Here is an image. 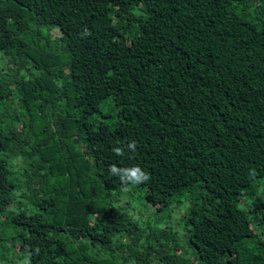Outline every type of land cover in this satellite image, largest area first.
Listing matches in <instances>:
<instances>
[{"label": "trees", "instance_id": "obj_1", "mask_svg": "<svg viewBox=\"0 0 264 264\" xmlns=\"http://www.w3.org/2000/svg\"><path fill=\"white\" fill-rule=\"evenodd\" d=\"M0 57V264H264V0H0Z\"/></svg>", "mask_w": 264, "mask_h": 264}, {"label": "rangeland", "instance_id": "obj_2", "mask_svg": "<svg viewBox=\"0 0 264 264\" xmlns=\"http://www.w3.org/2000/svg\"><path fill=\"white\" fill-rule=\"evenodd\" d=\"M52 33H53V35H57V31H53ZM9 67L11 68L12 65L8 63L7 58L0 57V68H3L4 70H6ZM57 80L60 81L61 78L59 77ZM9 106H10V109H9L8 115L10 117H12V115L15 116L14 112L16 111V109H14V108L18 107L16 101H13L12 103H10ZM53 106H54L53 108H47V110L43 111V114H41L39 111L34 109L32 114L37 117L36 124H35L37 131L40 128H42L41 117L43 115L47 118L48 121L53 122L54 118H58L59 116L63 118V117H67L70 114L76 120L74 123L73 130L75 132L74 135L77 138V136L80 135V133H79L80 131L78 129L79 125L77 126V124H79L77 121L78 115L73 112L74 108H71V106H69L68 108L63 110V108L58 107V105H53ZM101 109L102 110H106V109L109 110V105H104V107H102ZM51 132H53V133L55 132L54 126L52 124H51ZM55 138H56V141H58L57 135L55 136ZM68 139H70L69 141H73L69 137L64 138V140L66 142ZM77 149H78V146H77ZM18 161L19 160H16V162H18ZM258 191H259V196H258L259 200L264 201V179H261L259 181ZM135 201L137 202L138 199H135ZM137 203L139 204L138 205L139 207H141V208L143 207L142 202H137ZM182 207H183V205L178 207L175 210H172V212L171 211L170 212L165 211L163 213H159L156 215L151 214V212L149 210H143L142 212L135 213L136 214L135 217L137 218L138 222L141 224L148 222V220H150V221L155 220L154 221L155 223L160 222V225H162V226H166V225L172 226L173 229L177 230L180 233H183V221L180 218L182 213L184 212V209H182ZM241 207H245V204H242ZM136 211H137V208H136ZM180 220L182 222H180ZM179 222H180V224H179ZM3 232H4V227L2 225H0V246L3 245L7 239V238H4L5 234H3ZM0 262H1V260H0ZM19 264H22V262L20 261Z\"/></svg>", "mask_w": 264, "mask_h": 264}, {"label": "clouds", "instance_id": "obj_3", "mask_svg": "<svg viewBox=\"0 0 264 264\" xmlns=\"http://www.w3.org/2000/svg\"><path fill=\"white\" fill-rule=\"evenodd\" d=\"M136 143L130 142L127 144V148L131 152L136 151ZM113 152L116 156H123L124 149L117 147L113 149ZM109 173L112 176H118L120 179V182L122 184V190L127 191L129 190V185L136 186L142 183L147 182L150 177L149 175L143 171L139 166H133V167H117L116 165H111L109 167ZM23 264H29L28 260H25Z\"/></svg>", "mask_w": 264, "mask_h": 264}]
</instances>
